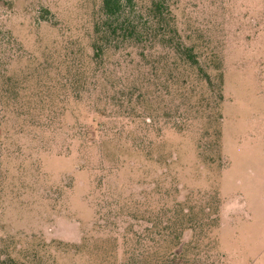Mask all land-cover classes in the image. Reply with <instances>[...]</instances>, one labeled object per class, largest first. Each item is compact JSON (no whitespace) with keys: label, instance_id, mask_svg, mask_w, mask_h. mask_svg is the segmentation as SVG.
<instances>
[{"label":"rangeland","instance_id":"obj_1","mask_svg":"<svg viewBox=\"0 0 264 264\" xmlns=\"http://www.w3.org/2000/svg\"><path fill=\"white\" fill-rule=\"evenodd\" d=\"M121 11L140 44L102 0H0V264H135L182 219L176 253L264 264V0Z\"/></svg>","mask_w":264,"mask_h":264},{"label":"trees","instance_id":"obj_2","mask_svg":"<svg viewBox=\"0 0 264 264\" xmlns=\"http://www.w3.org/2000/svg\"><path fill=\"white\" fill-rule=\"evenodd\" d=\"M131 0H102V12L104 16L111 21L110 27H112V33L113 35H120L124 39H129L133 42V45L140 44L142 39L147 38V33H143L137 30L136 26H134L133 21H131L130 18H120L125 16V13H122L121 9L124 4L130 3ZM95 33L99 36H103L104 32H100V29L97 28L95 30ZM164 35V34H163ZM165 37V36H163ZM172 41V40H171ZM103 46L98 45L94 43L92 45L93 50V57L96 59L101 58L103 54ZM169 48L172 50V52L182 58L184 63L188 64L192 67H199V61L198 56L194 51L193 47L186 46L182 43H174L170 44ZM201 70V68H199ZM202 72V71H201ZM205 80L208 81V84H210L209 76L206 73H201ZM124 97L123 101L127 102V99ZM121 104V103H120ZM9 111L7 107L4 105V103L0 99V115H1V121H0V127L3 125V121L5 119V114ZM185 224H189L188 222H185L184 219H182L179 223V227L175 228L174 232H171L172 229H170L169 226L163 225V235L167 238L162 239V242L164 243V240L168 241V248L164 251V247L160 245V243H156V246L148 247L144 245V251L142 255H140V259L135 264H217L215 263V259H217V256L209 255L213 252V250L205 251L202 249L195 248L194 250H199L198 253L194 254L193 258L189 257V250L190 248L186 245L179 253H176L174 249L172 250L173 246H175V241L180 242L183 236V233L187 231V227ZM179 229V230H178ZM178 230V231H176ZM175 234V235H173ZM160 251V252H159ZM203 258L201 257V255ZM205 254V255H204ZM205 257V258H204ZM211 261V262H210ZM134 264V263H133Z\"/></svg>","mask_w":264,"mask_h":264}]
</instances>
